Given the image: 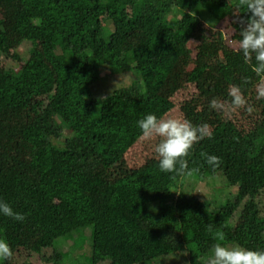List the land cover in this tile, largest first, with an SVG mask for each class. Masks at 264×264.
<instances>
[{
    "label": "trees",
    "instance_id": "trees-1",
    "mask_svg": "<svg viewBox=\"0 0 264 264\" xmlns=\"http://www.w3.org/2000/svg\"><path fill=\"white\" fill-rule=\"evenodd\" d=\"M7 1L19 7L0 34V48L16 39L32 46L24 56L13 53L27 61L19 76L0 70V144L11 135L5 124H17L27 108L21 134L33 147L29 166L39 181L0 166V199L25 216L19 222L0 215V238L16 236L31 247L41 225L28 222L52 206L49 234L59 264H155L173 253L166 238L172 228L181 232L191 264H207L216 244L264 250V98H257L247 124L208 120L211 139L194 144L182 171L160 175L155 168L149 180L125 158L141 137L137 121L167 116L175 106L170 93L200 83L203 71L214 70L229 88L236 78L264 80L253 71L254 56L250 65L243 59L225 68L220 61L216 41L223 31L216 27L229 19L241 37L246 8L236 7L237 0H0ZM106 13L113 28L101 23ZM132 33L138 37L131 41ZM192 40L199 42L196 52ZM127 59L137 65L128 69ZM106 65L117 74L134 71L139 94L102 96ZM242 65L252 75L242 74ZM45 93L54 96L41 110L42 102L31 99ZM211 155L218 165L207 163ZM216 173L233 199L216 203L195 194L196 184ZM87 245L89 252H77Z\"/></svg>",
    "mask_w": 264,
    "mask_h": 264
},
{
    "label": "rangeland",
    "instance_id": "rangeland-1",
    "mask_svg": "<svg viewBox=\"0 0 264 264\" xmlns=\"http://www.w3.org/2000/svg\"><path fill=\"white\" fill-rule=\"evenodd\" d=\"M19 5L17 1L12 2H0V34L7 31L13 21L15 13L18 10ZM225 23L216 27V31H223L222 41H216L219 49L220 61L223 67L227 68V64H234L237 61L246 60L243 53L239 51V41L241 37H237L238 32L231 25V20H225ZM236 22V20H235ZM102 24L113 28L114 24L109 14H104L102 16ZM205 26H207L205 24ZM41 27V24L38 25V28ZM211 31H209L210 35ZM138 34L132 33L129 39L135 40ZM11 40H9L10 42ZM199 42L192 40L189 43V46L196 52V46ZM32 42L23 41L22 39H16L11 43L6 44L3 42V47L0 48V70H5L7 74L11 76H19L24 69V66L27 64V61L24 59H15L13 58V53H19L21 55L28 54ZM195 55H193L194 57ZM254 56V54H253ZM252 56V57H253ZM129 60V61H128ZM217 61V60H216ZM127 68L135 67L137 62L127 59ZM218 62V61H217ZM247 65L253 63L252 58L246 60ZM194 64H191L190 70L193 68ZM125 66V65H124ZM216 67H214L215 69ZM111 65H106L102 69L101 79L103 80V85L99 86V90L102 96H107L111 92L123 93V91H133L139 94V89L137 87L138 77L134 71H125V73L117 74L112 72ZM212 70V69H211ZM214 70L205 72L204 77H202L200 83H182L183 87L180 90L170 93L172 95V100L175 103L173 110L164 118H175L181 120H187L192 123V125L202 124L203 120L207 122L208 120H220L223 118H233L241 122L242 124H247L250 117L254 116L252 107H255L258 98V89L264 85V80L262 81H253L251 76L252 71L249 72L248 67L242 65V74H248V79H239L236 78L234 85L230 88L227 87L226 83L221 80L218 76H214ZM203 76V75H202ZM247 83V84H246ZM174 85V82L171 83ZM166 87V86H165ZM233 87L240 90V94L243 96L245 103L242 106L235 107L232 105V97L229 95V90ZM246 87V88H245ZM168 90V88L166 87ZM170 89V88H169ZM170 91V90H169ZM99 95V92H97ZM54 96V93H45L38 95L31 99V102H42V108L50 102L51 98ZM216 100L217 102L224 105V107L213 109L210 107V103ZM20 113L19 121L17 124L9 126L11 128V135L6 134L2 148L0 149V166L4 171L10 172L11 174L16 173L26 177L32 181H39V174L37 171L30 168L29 163L33 155V147L28 143L22 136L21 131L26 126L28 122V116L30 111L27 108ZM207 130L210 132L213 126L208 127ZM5 128V127H4ZM3 138H0V140ZM59 142V141H58ZM159 143L158 138H154L151 141H145L141 137L135 143H133L128 151L125 153V158L127 160L128 168H141L144 175L151 180L152 176H157L158 172H155V168L159 169V157L155 152V147ZM101 172V171H98ZM161 172L160 175H162ZM153 180H155L153 178ZM188 181V178H186ZM185 180V181H186ZM227 181L222 173H216L211 178H206L199 181L195 188L194 192L202 200L216 201L220 203L226 197L233 199L235 196L234 190L229 193L230 190L227 186ZM89 185H86L88 187ZM109 187L103 186L100 191L103 193L109 192ZM225 192L228 196L225 195ZM261 205L264 206V191L261 197ZM48 209L38 211L37 214L28 222L29 226H35L36 224L41 225V229L36 233V238L30 240L32 243L30 245H20L19 238L16 236H7L6 241L9 243L10 247L13 249V257L5 261V264H59L55 259V250L54 246L51 244L50 234L52 230L50 227L53 225V218L56 213V208L48 206ZM34 226L32 227L34 229ZM5 236V235H4ZM167 246L173 252L172 254L167 255L161 259L158 263L155 264H191V257L184 243L183 236L181 232L172 228L167 232ZM50 242V243H49ZM73 241L69 240L65 246V251L69 250L72 246ZM87 244V243H85ZM29 246V247H28ZM84 251L89 252L90 247L78 249L77 252L83 253ZM65 264V263H64ZM100 264H109V262H102Z\"/></svg>",
    "mask_w": 264,
    "mask_h": 264
},
{
    "label": "clouds",
    "instance_id": "clouds-1",
    "mask_svg": "<svg viewBox=\"0 0 264 264\" xmlns=\"http://www.w3.org/2000/svg\"><path fill=\"white\" fill-rule=\"evenodd\" d=\"M236 7L246 8V13H250L246 21L242 20V23H246V27L241 28L240 31L239 51L243 53L246 60H250L254 54L256 64L253 66V71L258 76H264V0H237ZM229 95L232 97L233 106L239 107L245 103L238 88L230 89ZM258 98H264V85L258 89ZM210 107L222 109L224 105L213 100ZM137 126L141 130L143 140L159 139L155 152L159 157V170L163 173L184 170L186 164L183 158L189 155L194 144L205 137L211 139L207 126L195 127L187 120L165 119L155 114H148L138 120ZM207 163L216 166L220 160L211 155L207 157ZM0 215L11 217L19 222L25 220L24 214L15 212L2 199H0ZM13 255V249L9 243L0 238V264H5V261L10 260ZM207 264H264V250L216 244L211 250Z\"/></svg>",
    "mask_w": 264,
    "mask_h": 264
}]
</instances>
